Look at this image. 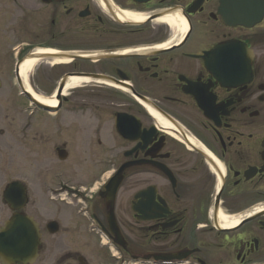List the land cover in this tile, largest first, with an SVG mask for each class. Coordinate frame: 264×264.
I'll return each mask as SVG.
<instances>
[{
    "label": "flooded vegetation",
    "instance_id": "flooded-vegetation-1",
    "mask_svg": "<svg viewBox=\"0 0 264 264\" xmlns=\"http://www.w3.org/2000/svg\"><path fill=\"white\" fill-rule=\"evenodd\" d=\"M243 1L0 0L32 264H264V14Z\"/></svg>",
    "mask_w": 264,
    "mask_h": 264
},
{
    "label": "water",
    "instance_id": "water-1",
    "mask_svg": "<svg viewBox=\"0 0 264 264\" xmlns=\"http://www.w3.org/2000/svg\"><path fill=\"white\" fill-rule=\"evenodd\" d=\"M259 6L258 0L243 1V11L248 14L250 11L254 13L253 23L259 22L264 14L263 3L261 2L260 11L254 9ZM230 8H233L230 6ZM253 10V11H252ZM258 10V9H257ZM230 24L241 23L244 25L250 24L246 18H240L239 21L229 20ZM64 87V83L60 88ZM27 96H29L33 103L40 106L44 110H58L59 107H51L43 104L26 92L24 86L21 87ZM122 134L126 135L127 130L120 128ZM122 170V168H121ZM120 170V171H121ZM5 203L11 210L16 208V201L19 200L20 207H23L27 201V193L25 188L17 182L8 184L4 191ZM40 231L38 225L32 218L20 214L13 215L6 220L0 228V262L2 264H17V263H33L38 255L40 245Z\"/></svg>",
    "mask_w": 264,
    "mask_h": 264
},
{
    "label": "rangeland",
    "instance_id": "rangeland-1",
    "mask_svg": "<svg viewBox=\"0 0 264 264\" xmlns=\"http://www.w3.org/2000/svg\"><path fill=\"white\" fill-rule=\"evenodd\" d=\"M0 74L2 75L3 71H1ZM10 74L11 76L5 77L8 79L4 85L0 87V207L4 210V217L6 219L9 218L10 212L8 206L5 203L4 205L2 204V194L5 187L10 182H13L16 176L15 157L18 154L17 152L15 155L14 117L16 116V111L24 110L28 105L26 100L19 98V88L12 82L13 73L11 71ZM41 127L43 128L44 125ZM2 132H4V134H2ZM32 146H34V144ZM22 152L27 155L28 150L22 149Z\"/></svg>",
    "mask_w": 264,
    "mask_h": 264
},
{
    "label": "bare ground",
    "instance_id": "bare-ground-1",
    "mask_svg": "<svg viewBox=\"0 0 264 264\" xmlns=\"http://www.w3.org/2000/svg\"><path fill=\"white\" fill-rule=\"evenodd\" d=\"M35 61H37V59L30 58L26 62V64L24 66H22V68L20 69L21 74L23 76H25L26 78H27L28 72L32 69V67H33L32 65L35 63ZM74 84H76V80L70 83V85H74ZM37 100H40L44 104H49V105H55L56 104V100L49 101V100L44 99V98H40V99H37Z\"/></svg>",
    "mask_w": 264,
    "mask_h": 264
}]
</instances>
